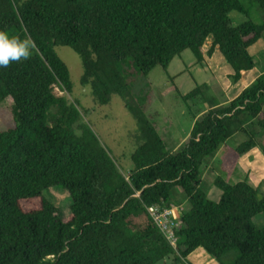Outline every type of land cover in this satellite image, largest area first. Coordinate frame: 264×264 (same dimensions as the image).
Instances as JSON below:
<instances>
[{
	"label": "trees",
	"instance_id": "trees-1",
	"mask_svg": "<svg viewBox=\"0 0 264 264\" xmlns=\"http://www.w3.org/2000/svg\"><path fill=\"white\" fill-rule=\"evenodd\" d=\"M253 1L260 23L241 0H0V29L35 45L29 59L0 67V102H11L13 118L0 131V264H184L197 247L222 264L231 251L229 264H264V225L254 221L264 213V193L245 180L228 181L242 157L264 163V72L226 103L194 115L174 152L156 113H147L150 101L130 88L134 73L166 71L185 49L204 64L207 40V53L217 48L238 81L256 66L249 47L264 33V0ZM57 45L80 56L81 83L97 103L117 94L133 115L137 145L128 174L79 122L78 107L54 93L55 86L72 89ZM203 86L181 93L173 83L171 90L189 108L191 98L206 101ZM238 132L246 139L227 144ZM221 145L213 180L221 195L213 201L201 187L202 167ZM51 187L69 193L66 219L45 195ZM153 204L181 206L175 248L150 217Z\"/></svg>",
	"mask_w": 264,
	"mask_h": 264
},
{
	"label": "rangeland",
	"instance_id": "rangeland-1",
	"mask_svg": "<svg viewBox=\"0 0 264 264\" xmlns=\"http://www.w3.org/2000/svg\"><path fill=\"white\" fill-rule=\"evenodd\" d=\"M241 1L248 10L249 17L254 22L260 23L262 13L258 4L253 0ZM230 16L235 19L244 15L231 12ZM256 45L261 46V48L257 47V51L254 50L255 59H258V62L263 64L262 72H264V33ZM55 51L69 70L72 89L70 93H67L55 86L54 93L58 96H64L69 103H73L78 107L81 112L79 122L86 124L92 129L120 171L128 174V171L133 167L131 155L137 145L136 139L132 135L136 128L133 115L126 108L123 99L117 94H112L109 102L105 104L97 103L91 94L90 87L81 83L83 65L80 56L72 48L65 45L55 46ZM221 58L226 67L217 68L212 73V69L197 63L193 53L189 49H185L172 59L166 71L157 66L146 76L134 73L132 78H130V88L137 97L150 101L147 113H150V115L156 113L159 123L164 122L166 129L174 133L177 132L180 137H184L189 135L193 116L197 115L204 105H208L210 100L218 99L220 96L223 101L229 95H233L237 89V87L235 88L236 83L225 75L230 68L222 56ZM129 70L134 71L132 68H129ZM179 71H181L180 75L174 78L173 74ZM228 81L234 86L232 90L228 87ZM173 83L181 93L190 92L196 85H204L202 91L206 101L203 102L199 97L191 98L188 100V108L180 96L174 90H171ZM10 104L11 102L8 99L0 102V131L13 125ZM77 132L79 133L80 129H77ZM244 139H246V136L238 132L229 137L226 142L235 146ZM223 152L224 146L221 145L215 153L216 156L213 155L202 167L201 187L206 192L207 197L213 201H217L221 195L220 189L214 185L213 180L219 174L215 158L217 156L220 158ZM244 166L245 163L243 161H238L233 173L228 178L230 183L245 180L255 187H259L261 182L264 184V180L258 179L252 171L248 168L245 169ZM45 195L55 202L62 218L66 219L70 214L68 191L60 187H51L45 192ZM30 205L33 206L35 203L31 202ZM177 208L181 209V206L177 205ZM254 221L258 226L264 225V213L256 215ZM199 250L203 252L202 257L197 256L201 258V261L211 257L203 249ZM235 255L236 251H231L220 259L224 264H229ZM189 261L192 264H197L198 260L191 259Z\"/></svg>",
	"mask_w": 264,
	"mask_h": 264
},
{
	"label": "crops",
	"instance_id": "crops-1",
	"mask_svg": "<svg viewBox=\"0 0 264 264\" xmlns=\"http://www.w3.org/2000/svg\"><path fill=\"white\" fill-rule=\"evenodd\" d=\"M239 20L240 21L244 20L243 16L239 17ZM256 43H257V41L249 47V52L253 55L254 58H256L255 57V54H254L255 53L254 50L257 51V49H256L257 47H260L261 48V46H257ZM210 46H211V40H207L206 43H205V45H204V48H203L204 49V56H205V63L204 64H201V65L202 66H205L207 68L212 69L211 71L213 73V71H216L217 68H222L226 64H223L222 58L220 56L221 54L219 53V51H218L217 48H213L211 54H208L207 53V50L209 49ZM258 61H259L258 59H255L256 66L253 67L252 69H250V70H243L241 72V76H240L239 80L236 81V82H234V83H236L235 88L237 87V89H236V91L234 92L233 95H231V96L229 95L225 100L223 99V101L221 100V98H222L221 96L218 99H212V100H210L208 102L209 104L208 105H204V107L201 109V111H199L198 114L195 115L196 118H198L203 112H205L209 108V106H218V105H221L223 103H226L227 101H229L230 99H232L233 97H235L236 95H238L242 89H244L245 87L249 86L254 81V79L260 73H262L263 64L262 63H259ZM171 62H172V60L170 61V63ZM180 73H181V71L174 73L173 74V77L174 78L178 77V75H180ZM230 73H231V68H230V70H228L225 73V75L227 76L228 79H230L229 78ZM230 83L231 82H229V85L228 84L227 85L232 90L234 86L232 84H230ZM193 120H194V118H193ZM157 123H158L159 132H160V134L162 135V137H163V139L165 141L166 149H167L168 152H174L182 143H184L188 139V135H185L184 137H180V135L177 134V132L174 133V132H171L168 129H166V125H165L164 122H160L159 123L158 120H157ZM252 153H254V150H253ZM214 155L216 156V154H214ZM255 156L256 157H253L252 155H249L248 158L245 156V157H242L239 161H243L245 163V166H244L245 169L248 168L250 171H252L256 175V177L258 179L264 180V163L262 162V159L261 158H259V159L257 158L258 155H255ZM215 159H216L215 161H216V163L218 165L219 164V161H220V158L217 156ZM254 164L260 165V167L257 166V165H254ZM218 168H219V165H218ZM257 168L258 169H261L259 171V172H261V174H259L256 171ZM219 174H220V171H219ZM258 188H259V191L260 192L264 193V184L262 182L259 184V187ZM172 208H173L174 215L178 218V216L180 215L181 209H178L177 206H174ZM199 249H203V248L202 247H197L195 250H193L183 260L184 264H192L189 261L191 259L198 260L197 261V264H222L219 260L214 259L212 257H210V258H208V259H206L204 261H201V258H198L197 256L202 257L203 252H201V250H199Z\"/></svg>",
	"mask_w": 264,
	"mask_h": 264
},
{
	"label": "clouds",
	"instance_id": "clouds-1",
	"mask_svg": "<svg viewBox=\"0 0 264 264\" xmlns=\"http://www.w3.org/2000/svg\"><path fill=\"white\" fill-rule=\"evenodd\" d=\"M35 50L30 38H21L0 29V67H7L12 62L27 60Z\"/></svg>",
	"mask_w": 264,
	"mask_h": 264
},
{
	"label": "built area",
	"instance_id": "built-area-1",
	"mask_svg": "<svg viewBox=\"0 0 264 264\" xmlns=\"http://www.w3.org/2000/svg\"><path fill=\"white\" fill-rule=\"evenodd\" d=\"M147 211L166 240L175 248L177 242L176 229L179 224L173 213V208L153 204L147 207Z\"/></svg>",
	"mask_w": 264,
	"mask_h": 264
}]
</instances>
